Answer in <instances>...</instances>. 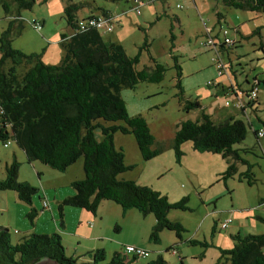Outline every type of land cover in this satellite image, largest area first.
Instances as JSON below:
<instances>
[{"label":"rangeland","instance_id":"obj_1","mask_svg":"<svg viewBox=\"0 0 264 264\" xmlns=\"http://www.w3.org/2000/svg\"><path fill=\"white\" fill-rule=\"evenodd\" d=\"M74 4L78 6L76 15L79 18L95 12L101 14L102 10L120 14L122 19L115 26L114 34L118 36L115 41L124 47L128 55L139 54L137 68L153 66L151 57L165 67L164 77L159 82L141 81L133 87L122 86L118 91L126 103L128 114L141 115L146 119L156 140L153 147H163L161 154L144 160L134 135L116 132L114 146L124 153L125 163L131 166L120 173L118 179L136 180L141 185L150 186L168 196L170 202L187 197L189 206L186 210L171 208L168 212V218L180 222L185 229L179 238L175 231L167 228L161 229L155 236L156 218L153 213H144L134 207L124 208L112 200H103L96 212L88 211L95 218L87 220L90 222L87 225L90 227L91 224L97 231L90 227L86 236H93L97 239L96 244L104 248L103 263L109 262L119 252L131 260L129 264H150L160 255L168 264H230L222 256V249L233 243L230 230L240 227L241 234L264 232V222L260 219L264 218V136L259 139L256 134L257 131L264 133V7L260 10L242 9L226 6L221 0H143L140 2L141 14H138L131 9L133 4L130 0H35L33 8L20 10L24 27L21 32L14 31L12 45L29 52L41 51L48 43L51 47L48 54L54 56L61 45L58 47L49 43L61 40L60 31L67 30L65 7ZM218 11L224 15L221 23L218 22ZM12 13H18L17 7L13 6ZM16 16H7L0 3L1 22L8 21V24ZM34 20L42 23L41 31L33 27ZM207 26L214 27L212 34L218 35L215 38L217 43L223 42L225 35L236 42L232 47L221 50L220 54L235 87L238 83V89H242L240 94L246 110L227 106L226 102H232L236 95L208 84L210 80L219 82L226 79L227 75L223 78L218 75L212 61L214 52L202 44L208 38ZM108 36L109 33H103L105 40ZM145 42L149 43L148 50L141 49ZM175 58L182 68V93L178 86ZM60 60L52 62L58 64ZM45 61L51 64L50 60ZM8 62L10 65L11 61ZM25 69L24 65L19 67L20 72ZM254 85H258V100L249 105L250 98L244 91L251 90ZM187 99L198 100L206 107L207 113L213 114L216 122L234 113L232 116L247 123L246 138L234 146L241 160L236 161L238 171L233 177L224 178L223 172L228 164L220 153L202 152H209L210 158L201 162L187 161L185 151H190V147L194 149L192 141L181 145L184 155L177 162L173 149L177 124L200 118L199 109H184ZM98 121L105 126L122 123ZM95 136L98 140L103 138L101 126L96 127ZM14 158L20 163L18 180L31 182L32 186L39 188V192L29 204L20 200L14 190L0 191V226L9 230L14 243L31 233L58 232L66 255L73 256L77 239L69 236L67 242L66 235L73 234L72 230H77L82 224L75 214L67 215L66 209L79 211L82 208L65 206L63 220L67 225L63 226L59 204L53 197H45L43 192L44 187L52 191L57 186L66 189V172L39 160L28 162L24 150L10 138L6 142L0 141V179L5 177V164ZM68 168L74 169L72 176L76 175L77 180L84 178L83 156ZM247 169L254 175L252 184L246 179L240 180V174ZM45 200L50 202V208L43 209ZM32 207L39 211L33 221L28 217ZM227 215L234 221L228 228L222 229L221 221ZM234 232L237 234V231ZM129 244L149 250V256L135 260L133 255H126L124 248ZM172 247L177 254L173 253ZM85 252L87 250L81 253L79 260H90L89 253Z\"/></svg>","mask_w":264,"mask_h":264},{"label":"trees","instance_id":"obj_2","mask_svg":"<svg viewBox=\"0 0 264 264\" xmlns=\"http://www.w3.org/2000/svg\"><path fill=\"white\" fill-rule=\"evenodd\" d=\"M118 1V0H111ZM226 6L260 10L264 0H221ZM6 15L31 9L35 0H0ZM77 4L65 7L66 22L73 35H62L65 55L58 64H47L41 53H25L12 45L13 34L21 32V19L9 20L0 36V141L13 138L24 150L28 162L39 160L52 168L65 171L80 157L84 158V178L72 182L74 194L59 203L61 224L64 226L65 206L96 212L103 200H112L124 208L134 207L144 213H153L156 218L154 235L167 228L179 238L185 230L180 222L171 221V208L189 209L188 198L170 202L168 196L136 180L118 179L120 173L130 169L124 153L114 146L113 137L118 131L133 134L141 156L150 160L161 154L163 147H153L156 140L146 119L141 115H129L126 103L120 96L122 86L133 87L141 81L159 82L165 67L153 57V66L137 68L139 54L130 56L124 47L115 41L105 40L94 28L80 30L76 15ZM107 13L106 10H102ZM19 16V15H18ZM218 22L224 17L217 12ZM214 28V27H213ZM218 37V35H216ZM236 43V42H235ZM235 43L233 45H235ZM232 45V46H233ZM149 43L141 47L148 50ZM229 46V47H232ZM222 51L227 47H221ZM11 64L9 65V62ZM178 86L182 93L180 77L182 68L177 58ZM26 66L23 72L20 66ZM259 84L260 81L257 80ZM255 86V85H254ZM257 86V85H256ZM258 98L256 99V101ZM255 101V102H256ZM253 105V102L249 103ZM184 109L200 110V118L183 120L177 124L173 138V149L177 162L184 155L181 145L192 141L199 152L220 153L227 159L224 178L233 177L237 171V160H241L234 147L248 133L247 123L231 116L216 122L198 100H186ZM246 109V107H245ZM122 121L121 124L101 125L98 120ZM252 125V122H251ZM101 126L103 138L95 136L96 127ZM257 138L258 131L256 132ZM20 163L14 158L5 164V177L0 179V191L14 190L18 198L31 204L39 188L27 181H19ZM254 182L250 169L240 174V180ZM39 211L32 207L28 217L33 221ZM264 222V218L260 217ZM233 248L222 249V256L230 264H264V232L260 234L233 235ZM175 247H172V250ZM176 250V249H175ZM90 260H79L68 256L58 232L51 234L31 233L19 242L11 240L7 228L0 226V264H31L50 258L60 264H129L122 253L116 252L111 260H105V251L90 252ZM135 260L136 257H133ZM150 264H168L160 255Z\"/></svg>","mask_w":264,"mask_h":264},{"label":"crops","instance_id":"obj_3","mask_svg":"<svg viewBox=\"0 0 264 264\" xmlns=\"http://www.w3.org/2000/svg\"><path fill=\"white\" fill-rule=\"evenodd\" d=\"M131 1V0H130ZM86 3H88V2H86ZM133 4V3H132ZM133 8V5H132V7H131V9ZM107 12H110L109 10H106ZM122 12H124V10L122 11ZM101 13H103V12H101ZM113 13V12H112ZM125 13V12H124ZM97 14H100V13H98V12H95V13H91V14H88L87 16H85V17H88V16H91V15H97ZM115 16H117L118 18H119V20L121 21V15L120 14H117V13H113ZM13 15H17L15 18H19V19H21L22 21H23V19L21 18V13H20V11H18V13L17 14H13ZM19 15V16H18ZM120 15V16H119ZM85 17H83V18H85ZM15 18H13V19H15ZM1 19H2V17H0V36H1V34H2V32L6 29V27H7V22H1ZM67 30H61L60 31V35H61V40L60 41H57L56 43H49V44H57V46L59 47L60 45H61V47H62V49H61V47H59L60 49L58 50V52L56 51L55 52V55L53 56L51 53L50 54H48V52H49V50H50V46L48 45V43H47V45L45 46V47H43L42 48V50L41 51H38V50H31V51H29V52H25V53H33V52H36V53H41L42 54V60L45 62V63H48V62H46L45 60H50L51 62V64H53V62L52 61H55V60H57L58 58H60L61 60H62V58H63V56L65 55V48H64V46H63V44H62V35L63 34H66L68 37H70L71 35H73V31H72V28H71V26H69L68 24L66 25V27H65ZM114 31H115V29L112 31V32H110L109 33V36H108V40H110V41H115V40H118V36L117 35H115L114 34ZM17 33V32H16ZM105 39V38H104ZM13 42V41H12ZM115 42H117V41H115ZM60 44V45H59ZM210 50V49H209ZM222 50V49H221ZM60 60V61H61ZM225 76V75H224ZM224 76H221L222 78L224 77ZM226 77V76H225ZM215 80V79H214ZM231 80H232V78H231ZM216 81V83H214V84H212V85H210V86H216L217 88H218V90H226V92H232V94H234V96L237 94V93H239L240 92V90L242 91V89H238L239 88V86H238V83H237V87H235V85H234V83H233V81L231 82L230 80H229V78H228V76L226 77V79H222V80H220L219 82H217V80H215ZM240 94V93H239ZM236 97V96H235ZM228 106V105H227ZM203 107V106H202ZM233 107H235V106H233ZM204 108V107H203ZM235 108H237V107H235ZM205 110H206V107L204 108ZM238 110H246V109H243V108H237ZM210 114V113H209ZM210 115H213V114H210ZM232 115H234V113H231L230 115H229V117H231ZM225 116H227V115H224V117ZM227 119V118H226ZM262 138V137H261ZM260 138V139H261ZM189 150L190 151H185V154H186V160L187 161H194V162H197V161H203V160H205V159H208V158H210V156L211 155H209L210 153L208 152V153H202V152H199V151H197V150H195V149H193L192 147H190L189 148ZM7 164V163H6ZM74 170V169H73ZM72 169H69V168H67L66 169V171H64V172H66L65 174H67V177H66V183H67V188L66 189H62V188H60V186H57V187H54V190L52 191V190H50V189H48V188H46V187H44V189H43V192H44V196L45 197H53V199L59 204L64 198H66L67 196H70V195H72V194H74V189H73V187H72V182H74L75 180H77L76 179V175L73 177L72 176V172H74ZM68 172V173H67ZM124 178H126L125 176H124ZM31 183V182H30ZM193 185H195V181H193ZM52 192V193H51ZM49 204H50V202H49ZM42 206H43V204H42ZM50 207H51V204H50ZM49 207V208H50ZM66 214L67 215H76L77 217H79V222L83 225H79V227H77V230H75V229H73L72 231H73V234H69V235H66V241L67 242H69V236L71 237H74V238H76L77 240V247H75L74 248V252H73V256L74 257H77V258H81V256H82V254L81 253H83L85 250H87V252H85V253H89V256H90V258H92V254L90 253L91 251H93V250H96V249H103L104 250V248H100V245L99 244H96V242H97V239H93L92 237L93 236H91V237H87L86 235H88V233H87V229H89L90 227L91 228H93L94 230H96L97 231V228L95 229V227H92L91 226V224H90V227L87 225V223H90V222H87V220L89 221V219H93L94 220V216H92L91 214H89L88 213V211L87 210H85V209H82V210H79V211H75L74 209H66ZM228 217H231L230 215H227V217H225L222 221H224L226 218H228ZM233 218V217H232ZM86 221V222H85ZM221 221V222H222ZM234 221V220H233ZM233 223V222H232ZM65 224H66V222H65ZM65 224H64V226H65ZM69 224V223H68ZM67 225V224H66ZM81 227H82V231H81ZM84 227V228H83ZM232 229V228H231ZM87 230V231H86ZM93 230V231H94ZM234 231H237V234H240V235H247V234H254V233H251V232H246V234H241V232L240 231H242L241 230V228L240 227H238V228H236V230H230V236H231V239L233 240L232 242V245L231 246H226V248L225 249H230V248H232L233 247V245H234V237H233V235H235L234 233ZM91 241H93L94 243H92ZM82 246V247H81ZM80 249V250H79ZM178 253V252H177ZM176 253V254H177ZM175 254V253H174ZM85 260H88V259H85Z\"/></svg>","mask_w":264,"mask_h":264},{"label":"built area","instance_id":"obj_4","mask_svg":"<svg viewBox=\"0 0 264 264\" xmlns=\"http://www.w3.org/2000/svg\"><path fill=\"white\" fill-rule=\"evenodd\" d=\"M131 1L133 3L132 9L135 10L138 14H141L142 7H141L140 2L143 0H131ZM118 23H120L119 18L117 16H115L112 12H107V13H101V14H97V15H91V16L80 19L79 20V28H80V30H86L89 28H94L103 35V33L112 32L115 29L116 24H118ZM32 25L36 30L41 31V29H42V23L41 22L34 20V21H32ZM213 31H214V28L212 26H207L206 32H207L208 38L202 44L204 46H208L214 52V55L212 57V61L217 67L218 75L224 76L226 74L228 76L229 80L232 82L231 76L228 73L226 63L223 61L220 52L222 49L221 47L232 46L235 43V41L228 38L225 35L224 41L217 43L216 39H215L216 35L213 36V34H212ZM224 33L226 34V32H224ZM214 83H216L215 80L208 81L209 85H212ZM257 86L255 85L251 88V90L244 91V92L248 93V96H249L251 102H255L256 99L258 98V87ZM239 93L236 94V97L232 102H226V104L228 106L233 105L237 108L245 109L246 104L243 101L241 94H239ZM258 136L261 138L262 136H264V133L262 131H258ZM5 145L7 146L8 143H5ZM49 207H50L49 202L47 200L43 201V209H46ZM232 222H233V218L228 217L224 221L221 222L220 226L222 229H226L229 227V225ZM172 251L175 254L177 253V250H175V249H173ZM124 252L126 253V255H129V256L133 255V257H136L137 259L140 257H148L150 254L149 250H147L141 246H136V245H131V244L125 246Z\"/></svg>","mask_w":264,"mask_h":264},{"label":"water","instance_id":"obj_5","mask_svg":"<svg viewBox=\"0 0 264 264\" xmlns=\"http://www.w3.org/2000/svg\"><path fill=\"white\" fill-rule=\"evenodd\" d=\"M31 264H60L59 262L52 260L50 258H43L37 262L31 263Z\"/></svg>","mask_w":264,"mask_h":264}]
</instances>
